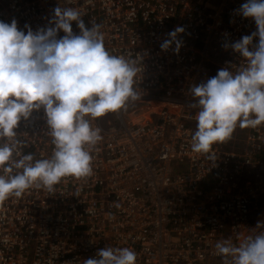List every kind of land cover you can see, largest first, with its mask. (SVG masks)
<instances>
[{"label":"built area","instance_id":"built-area-1","mask_svg":"<svg viewBox=\"0 0 264 264\" xmlns=\"http://www.w3.org/2000/svg\"><path fill=\"white\" fill-rule=\"evenodd\" d=\"M246 0H0V21L33 31L54 8L101 25L106 49L138 61L141 99L94 122L103 140L90 177L64 178L53 192L30 189L0 209V264H83L105 247H128L136 264H224L215 244H239L264 224V124L239 127L213 146L215 160L191 151L197 130L195 80L237 71L243 58L224 44L255 32L238 9ZM182 27L165 51L168 34ZM73 32L78 34L76 22ZM64 33L58 32V38ZM254 38L253 43H257ZM208 75V76H207ZM43 110L17 131L23 154L51 155ZM119 204L117 208L115 205Z\"/></svg>","mask_w":264,"mask_h":264},{"label":"clouds","instance_id":"clouds-1","mask_svg":"<svg viewBox=\"0 0 264 264\" xmlns=\"http://www.w3.org/2000/svg\"><path fill=\"white\" fill-rule=\"evenodd\" d=\"M50 27L18 29L17 21H0V209L10 197L30 189L53 192L64 178L93 174V152L103 140L94 122L124 110L141 99L136 77L138 61L113 55L105 47L101 25L87 28L81 12L55 7ZM255 22L256 31L242 36L231 48L244 60L233 72L221 68L214 77L190 88L197 108L191 151L215 160L213 146L231 140L237 127L264 124V0H246L238 9ZM76 22L79 33L72 29ZM64 35L58 38V32ZM182 27L161 44L167 50L180 41ZM258 38L257 43H253ZM43 110L47 135L53 145L47 158L23 154L26 142L17 131L34 112ZM117 208L120 205H115ZM258 228L264 224L258 222ZM224 264H264V231L246 236L238 245L230 240L215 244ZM137 253L128 247H105L83 264H136Z\"/></svg>","mask_w":264,"mask_h":264},{"label":"rangeland","instance_id":"rangeland-1","mask_svg":"<svg viewBox=\"0 0 264 264\" xmlns=\"http://www.w3.org/2000/svg\"><path fill=\"white\" fill-rule=\"evenodd\" d=\"M218 70H220V69H216V70H215L214 76L217 74ZM207 76H208V75H207ZM209 78H211V77L208 76V78H207V77H204L203 79H197V80H195V85H198V84H200L201 82H206Z\"/></svg>","mask_w":264,"mask_h":264}]
</instances>
